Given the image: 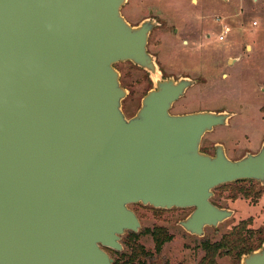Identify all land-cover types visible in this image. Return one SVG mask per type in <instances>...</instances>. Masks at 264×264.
I'll use <instances>...</instances> for the list:
<instances>
[{
    "label": "water",
    "instance_id": "water-1",
    "mask_svg": "<svg viewBox=\"0 0 264 264\" xmlns=\"http://www.w3.org/2000/svg\"><path fill=\"white\" fill-rule=\"evenodd\" d=\"M127 1L0 0V264H109L100 245L140 225L130 203L194 207L180 225L201 235L232 214L214 187L264 181V141L237 160L200 150L232 113L170 112L195 81L163 76L159 22L130 23ZM121 62L151 82L131 116ZM238 264H264V240Z\"/></svg>",
    "mask_w": 264,
    "mask_h": 264
},
{
    "label": "rangeland",
    "instance_id": "rangeland-1",
    "mask_svg": "<svg viewBox=\"0 0 264 264\" xmlns=\"http://www.w3.org/2000/svg\"><path fill=\"white\" fill-rule=\"evenodd\" d=\"M121 12L132 24L147 17L159 22L150 32L147 47L164 76L195 78L196 83L171 112L210 109L232 113L226 125L203 136L200 146L211 152L213 143L223 142L228 150L238 149L234 156L255 150L264 136V0H128ZM221 22L230 27L223 40L218 39ZM115 67L121 85L128 90L122 108L131 116L151 82L146 72L129 62ZM255 187L258 191L251 200L236 194L231 203L224 197L231 187L215 190L214 198L222 205L228 202L236 212L217 228H206L203 239H219L240 222L239 227H248L246 232L235 229V254L223 257L220 264H237L241 248L255 245L257 235L264 237V186ZM129 206L140 219V232L164 225L173 233V241L162 250L164 255L199 253L196 247L200 239L176 224L188 211ZM138 240L152 249L148 235L140 233Z\"/></svg>",
    "mask_w": 264,
    "mask_h": 264
},
{
    "label": "flooded vegetation",
    "instance_id": "flooded-vegetation-1",
    "mask_svg": "<svg viewBox=\"0 0 264 264\" xmlns=\"http://www.w3.org/2000/svg\"><path fill=\"white\" fill-rule=\"evenodd\" d=\"M168 76H173L174 78L179 77V76L176 77L174 75H168ZM181 76H186V75H181ZM187 77H189V76H187ZM192 79H195V78H192ZM194 81H195L194 82V84H195L196 80H194ZM176 102H174V104ZM174 104L172 105L170 112H171ZM191 111H196V110H191ZM217 111H220V110H217ZM185 112H190V111H177V112H171V113H185ZM218 126H223V125H218ZM215 127H217V126H215ZM263 141H264V136L262 137L261 142L259 143L258 147L255 150H253V151L246 150L241 155H238V156L233 155V153H236V151L238 150L236 147H233V149L228 150L223 142H217V143H219L223 146L225 154L229 159L237 160V159H240L242 156H244L247 152H249V153L258 152ZM215 144L216 143L212 144V151L211 152L206 151L201 146H200V150H202L205 153L214 155ZM255 186H264V181L260 182L259 180H256V179L245 178V179L234 180V181H231L228 183H223V184H220V185L214 187L213 188V194L210 198V201L219 208H226V209L232 210V214L230 217L219 222L216 226H208V225L204 226L203 232L201 235H198L197 233H190L189 231H187L184 227H182L180 225V221L185 219L189 215V213L194 209V207L160 208V207H154L150 204H143L141 202H134V203L129 204V205L139 206V207H143V208L149 207L151 209H160V210L179 209V210L188 211L187 214L183 218L179 219L176 224L186 234L200 239V241L197 243L198 246L196 247V250L199 251V253L187 254V255H183V254L182 255L181 254L164 255L162 250L166 244L171 243L173 241V239H174L173 233L168 231L164 225H153L150 227H145L140 232V228H141L140 219H139L136 211L133 208H131L129 205H128V207L135 213V215L137 216V218L139 220L140 225H139L138 229L136 231H133L132 229H126L124 231V233L120 236V239L118 240L120 245H121L120 249H115V248H112L109 246H103V245H100V246H101L102 250L110 258L109 264H220L219 262L221 261V259H223V257H230L231 258L235 254L236 250H235L233 236L238 234V232L235 231V229L238 228V230H240L241 232L242 231L246 232V229H248V227H246V226L245 227H239L240 224L242 225V223L240 222L236 226L233 225L229 231L223 233L219 237V239H216L214 241H210L208 239H203V237L205 235L206 228H213V229L217 228L220 224H222L226 220L230 219L236 212L234 208L230 207V204L228 202H226L224 205H222V204H220V202L216 198H214L215 197V190H217L219 188L231 187L229 192L227 193V195L224 196L225 199H228V200L230 199L229 202L231 203V201H233V202L236 201V194H240L242 197H245L246 199L250 198V200H251L253 198V197H251V195L257 194L256 191H258V190H256ZM246 196H249V197H246ZM252 206H257V205H252ZM140 233H144L150 237L151 242H152V249H146L142 244L139 243L138 236ZM254 235H252V236H254ZM254 240L256 242L255 245H253V243H251V244L241 248L239 254L237 255L238 256L237 264L240 262L241 256L243 254L257 248L263 242L264 237L261 238L260 235H257V236H255Z\"/></svg>",
    "mask_w": 264,
    "mask_h": 264
},
{
    "label": "built area",
    "instance_id": "built-area-1",
    "mask_svg": "<svg viewBox=\"0 0 264 264\" xmlns=\"http://www.w3.org/2000/svg\"><path fill=\"white\" fill-rule=\"evenodd\" d=\"M229 31H230V27H229L227 24L221 22V31H220V35L218 36V39H219V40H223L224 37H225V35H226Z\"/></svg>",
    "mask_w": 264,
    "mask_h": 264
}]
</instances>
